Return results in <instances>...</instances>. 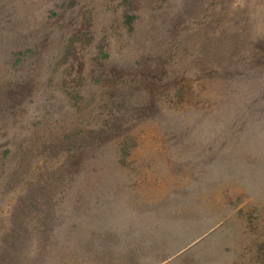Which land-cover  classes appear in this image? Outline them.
I'll use <instances>...</instances> for the list:
<instances>
[{
    "label": "rangeland",
    "instance_id": "rangeland-1",
    "mask_svg": "<svg viewBox=\"0 0 264 264\" xmlns=\"http://www.w3.org/2000/svg\"><path fill=\"white\" fill-rule=\"evenodd\" d=\"M0 264H264V0H0Z\"/></svg>",
    "mask_w": 264,
    "mask_h": 264
}]
</instances>
